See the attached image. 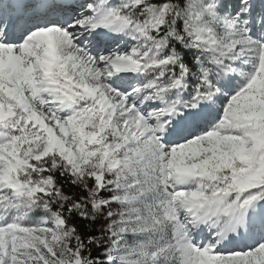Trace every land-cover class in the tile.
<instances>
[{
  "label": "snow or ice",
  "instance_id": "obj_1",
  "mask_svg": "<svg viewBox=\"0 0 264 264\" xmlns=\"http://www.w3.org/2000/svg\"><path fill=\"white\" fill-rule=\"evenodd\" d=\"M0 264H264V0H0Z\"/></svg>",
  "mask_w": 264,
  "mask_h": 264
}]
</instances>
